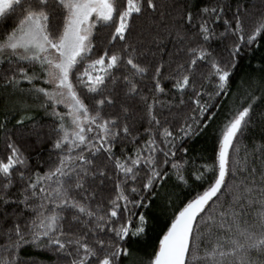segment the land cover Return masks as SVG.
<instances>
[{"label": "snow or ice", "instance_id": "obj_1", "mask_svg": "<svg viewBox=\"0 0 264 264\" xmlns=\"http://www.w3.org/2000/svg\"><path fill=\"white\" fill-rule=\"evenodd\" d=\"M261 48L264 0H0V264H126L156 209L133 264H264Z\"/></svg>", "mask_w": 264, "mask_h": 264}, {"label": "trees", "instance_id": "obj_2", "mask_svg": "<svg viewBox=\"0 0 264 264\" xmlns=\"http://www.w3.org/2000/svg\"><path fill=\"white\" fill-rule=\"evenodd\" d=\"M256 5H260L261 0H252ZM146 27L145 22L142 19H137L135 24V32L140 33ZM105 30V35H106ZM168 50H172V44H168ZM264 54V48L258 49L254 58L248 57L244 59L241 66L236 74L235 82L232 84V91L236 92L238 87H241L242 78L246 74L252 73L253 69L259 63L261 55ZM231 103V102H229ZM264 109H258V113ZM35 115L37 121L43 119L44 123L47 124L48 121L44 119L40 113H32ZM221 119L223 115L221 114ZM219 121L216 124L211 125L204 134L196 137L188 142L186 145L189 149L188 156L193 159L197 164L211 162V157L213 154V149L216 142V128ZM258 135V133H257ZM242 146V145H241ZM2 147V146H0ZM29 151L32 153L33 163L41 159H47V145H40L30 142L28 145ZM177 192L179 190L177 189ZM183 198V197H181ZM171 213H164L159 209L153 211L152 219L150 221V230L146 237L142 238L138 243L134 245L137 249L136 256L133 260L126 261V264H133V261L138 257L147 258V254L151 253L153 248L157 246L158 236L165 230V225L167 223V216ZM25 257H29L36 261V264H51V257L42 251L36 249H26L23 253Z\"/></svg>", "mask_w": 264, "mask_h": 264}]
</instances>
